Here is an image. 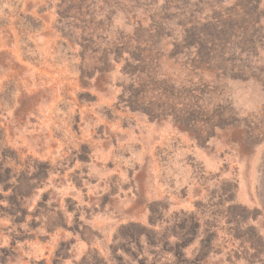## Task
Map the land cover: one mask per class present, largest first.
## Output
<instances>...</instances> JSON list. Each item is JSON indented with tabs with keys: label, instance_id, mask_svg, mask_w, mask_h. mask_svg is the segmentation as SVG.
<instances>
[{
	"label": "rangeland",
	"instance_id": "rangeland-1",
	"mask_svg": "<svg viewBox=\"0 0 264 264\" xmlns=\"http://www.w3.org/2000/svg\"><path fill=\"white\" fill-rule=\"evenodd\" d=\"M0 264H264V0H0Z\"/></svg>",
	"mask_w": 264,
	"mask_h": 264
}]
</instances>
